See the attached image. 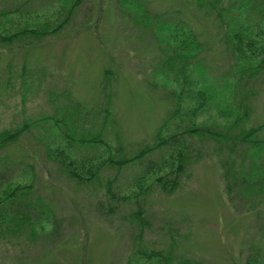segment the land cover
I'll return each mask as SVG.
<instances>
[{
  "label": "rangeland",
  "instance_id": "obj_1",
  "mask_svg": "<svg viewBox=\"0 0 264 264\" xmlns=\"http://www.w3.org/2000/svg\"><path fill=\"white\" fill-rule=\"evenodd\" d=\"M20 1L0 0V7L10 9ZM69 2L28 0L0 17L4 32L34 29L19 33L11 42H0V129L16 126L24 118L34 119L28 130L0 149V161L12 184L29 183L28 198L35 201L37 194L57 217V226L50 232L0 235V264H160L154 256H143L142 252L151 250L169 253L166 264H191L194 259L203 264H243L250 244L264 249V202L256 204L235 188L229 192L223 175V166L234 162L238 167L241 156L246 165L255 159L249 143L237 142L235 135L242 127L264 119V64L254 75L239 80L237 89L250 91L243 100L248 114L239 122L229 123L235 110L225 108L218 96L195 113L193 121L222 132V136L186 135L187 163L171 192L153 180L167 165L144 171L148 159L166 156L168 162V146L120 167L106 162L90 180L77 179L68 174L66 160L83 158L87 166L109 152L113 157L121 152L76 142L63 149L59 140L72 142L81 137L80 130L61 114L51 118L48 127L54 135H50L48 122H41L38 115L52 114L51 104L68 99L77 107L81 125L96 130L100 118H92L91 113L102 101L105 83L111 120L107 137L113 146H121V151L129 154L153 139L174 106L173 89L178 82L164 74L181 63L185 68L194 66L196 59L195 55L190 58L191 49L171 52L166 56L180 55L182 61L163 62L158 73L153 68L159 65L161 50L155 36L141 23L133 22L135 13L125 1L77 0L68 19L55 26ZM141 2L148 14L178 8V18L185 20L201 41L203 51L199 55L208 65L209 77L214 81L231 78L212 17L190 0ZM258 31H264V24ZM39 32L44 34L36 37ZM185 57L188 59L183 60ZM21 64L24 69H20ZM208 82L206 90L217 94L225 90L228 97L229 88ZM194 83L197 88L201 84ZM53 87L55 91L67 88L69 97H48L47 89ZM175 123L185 126L190 122L171 118V131ZM223 131H227L226 136ZM256 133L264 136V125ZM65 151L69 156L63 158ZM142 172L146 176L137 182L135 178ZM106 179H111V198L105 194ZM137 204L142 207L144 223L132 216ZM182 259H186L184 263Z\"/></svg>",
  "mask_w": 264,
  "mask_h": 264
},
{
  "label": "trees",
  "instance_id": "obj_2",
  "mask_svg": "<svg viewBox=\"0 0 264 264\" xmlns=\"http://www.w3.org/2000/svg\"><path fill=\"white\" fill-rule=\"evenodd\" d=\"M69 1L70 5L63 10V16L55 26L62 25L70 16L73 8L72 5L76 3L77 0ZM122 1H125V3L130 6L129 9L135 13L133 14V22L136 24L141 23L143 28L149 29L155 36V43L158 49L161 50L160 57H157L159 65L153 68L156 72L160 73V68L163 70V62L176 61V63H180L182 61L180 55L166 56V54H170L171 52H185V49H191L190 58L192 59L195 55L196 59V64L194 66L185 68L182 66L183 63H181L175 68H169V71L164 74L170 81L178 82V84L175 85L176 88L173 89L175 91L173 93L175 102L170 114L168 113L158 125L153 139L150 142H144L138 145L136 148L132 149L129 154L121 151L123 149L121 146H113L111 144L110 139L107 137V129L111 127L109 126V123H111L109 110L110 100L109 94L105 90V83H102V92L104 93L102 101L93 109V113H91L92 118H96V116L100 118L96 130H88L81 125L79 122L80 117L76 116L78 114L77 107L72 106L67 99L69 97L67 88L61 89V91H55L54 87L52 89L48 88V97L53 99L57 97L61 99L66 97L67 100L64 99L61 103L51 104L53 113L49 115L39 114L37 118L41 122H48L46 131L50 135H54V133L50 131L51 128L48 127L51 125V118L53 116H60L61 114H63L64 118H69L71 125L80 130L81 137L72 142L66 138H61L59 140L63 149L76 142L86 144L89 147H99L103 145L105 149H110V151L113 147V150L121 152L117 157H113V153L109 152L105 156H101V159H98L96 163L90 162L87 166H84L83 163L85 160L83 158L80 160H66L65 166L67 165L66 170L68 174H71L77 179L90 180L106 162L120 167L129 162L141 161L154 150L163 146H168L170 150L167 156L168 162L165 160L166 156H161L156 160L148 159L144 171H149L151 167L154 168L167 165V169L157 173L153 177V180L165 192H171L177 186L178 179L181 173H183L187 163L186 147L189 142L185 138L186 135L198 137L197 135L201 136L207 133L211 136L214 134L222 136V132L202 127L200 126L202 124L201 122L193 121L195 113L203 110L206 106L208 107L209 104L213 102L212 100L218 96L225 108L232 107L235 110L234 117L229 122L232 125L239 122L240 119L248 114V109L246 107L247 103L243 100L247 99L250 91L239 90L237 89V85L241 83L239 80L243 76H248L250 73L254 75V72L258 71L264 64V31L256 32V30L264 24V0H227L226 2L223 0H190L195 3L197 7H200L202 12L212 17L215 21V26L217 27L216 32H218V38L222 41L223 50L227 55L229 63L227 64L229 65V72L231 74L230 79L225 78L220 81H214L209 77L207 72L208 65L205 64V61L199 55V53L203 51L201 41L197 38L198 35L191 30L189 24L185 20L178 18V8L169 7L148 14L144 10L141 0ZM27 2L28 0H22L19 3H13L15 6L10 9L0 7V17H3L5 13L10 10H17ZM32 31H34L33 28H21L14 32H4L2 27H0V42H11L19 33ZM42 33L44 34V32L36 33V37L41 36ZM193 50H195L194 53ZM186 59H188V57H185L183 60ZM233 66H236L235 70H232ZM24 68L25 66L21 64L20 69ZM109 70L110 69L107 67L104 68L105 72ZM194 71V75L191 76V72ZM236 72L238 74H236ZM189 77H193L194 79ZM38 80H41V77H38ZM207 81H209V84L220 83L222 87L229 88L228 97L226 96L225 90H222L219 94H217L215 90L212 92V89L206 90ZM194 82H201V84L197 88L194 87ZM237 94H240L239 98H237ZM196 97H198L197 100ZM181 109L184 110V113H181ZM176 117H180L181 119L186 118L190 123L185 126L180 123H175L171 131L169 128L170 119H175ZM32 123H34V119L24 118L21 119L20 123L16 126L1 128L0 149L7 143L14 141L22 132L28 130V127ZM263 125L264 119L255 125L246 128L242 127L235 135L237 142L249 143L248 148L250 147L253 149L252 154H254L255 159L252 158L246 165L244 157L241 156L240 161L237 162L238 167H234V162L223 166L225 188L229 190V192L231 189L233 190L235 188L236 192L239 194H245L248 196L247 198L252 201L254 199L256 204L259 200L264 202V136H258L256 133ZM223 128V130L226 129L225 124ZM223 132L226 136L227 131ZM58 134L63 137L66 136L60 133ZM232 145L235 146V142L234 144L232 143ZM59 153H61L60 150ZM67 155L69 156L68 152L65 151L62 157H67ZM80 166L83 167L81 171L77 169V167L80 168ZM145 176L146 174L142 172L139 173L135 179L138 182L139 178H144ZM12 180L13 179L5 176L0 161V235L3 236L6 232H8L7 234L20 235V233L25 232L28 236H35L46 230V232L55 230L57 226V217L54 212L39 196H37V194L35 195L37 199L35 201L28 198L31 185L29 183L12 184ZM104 182L106 196L110 198L113 197L110 184L111 179H106ZM134 194H136V192H134ZM261 210L264 211V208ZM142 212V207L139 204L136 205L132 212V216L140 223L145 222L142 217ZM36 226L38 227L37 230L35 229ZM262 227H264V224ZM142 253L146 258L154 256L155 262L160 264H166L170 261L169 253L162 254L158 250H151L149 252L144 251ZM185 260L186 259H182L181 262L184 263ZM190 263L203 264L197 259L192 260ZM243 264H264V249L250 244L248 252L243 258Z\"/></svg>",
  "mask_w": 264,
  "mask_h": 264
}]
</instances>
